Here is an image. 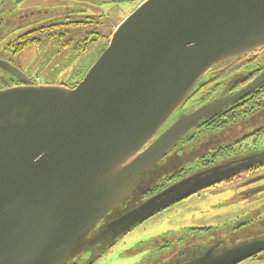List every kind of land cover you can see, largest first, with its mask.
Listing matches in <instances>:
<instances>
[{
  "label": "water",
  "instance_id": "95a60500",
  "mask_svg": "<svg viewBox=\"0 0 264 264\" xmlns=\"http://www.w3.org/2000/svg\"><path fill=\"white\" fill-rule=\"evenodd\" d=\"M262 51L264 0H147L76 87L0 90V264H94L147 220L264 164L261 151L142 200L189 133L264 83L263 72L186 110L208 75ZM189 247L157 264H242L264 253V233Z\"/></svg>",
  "mask_w": 264,
  "mask_h": 264
},
{
  "label": "flooded vegetation",
  "instance_id": "af4514ba",
  "mask_svg": "<svg viewBox=\"0 0 264 264\" xmlns=\"http://www.w3.org/2000/svg\"><path fill=\"white\" fill-rule=\"evenodd\" d=\"M145 1L147 0H142L139 3H137L136 0H0V61L6 63L9 67L13 68L12 71H14L12 72L4 67H0V90L17 86H26L28 84L60 85L67 88L76 87L84 80L89 70L104 53L107 45H109L111 41L113 35L111 38L104 37V29L111 25L110 21L106 23L105 20L112 14L120 12V6L135 5V9H137ZM89 7L92 8L91 11L87 10ZM122 21L116 24L113 34ZM86 28L91 31H84ZM7 39L10 40L4 44V41ZM96 44L97 46L94 48ZM32 49L39 50L35 67H33V69H35L34 75H32L30 66L25 67V65L22 64L23 66H21L17 63L19 62L21 64L20 58L22 55L25 54L26 51ZM248 61L256 63V67L253 69L249 81L243 86H236V89L233 91H222V94L212 101L223 99L224 97L238 92L264 72V51L249 57ZM44 68H48L49 73L42 76ZM62 73L66 74L67 78L58 82ZM263 86L264 83L249 96L234 103L232 107L234 108L243 102L252 104L255 101V94L263 92V89H261ZM196 101L198 100L195 98L189 101L185 109L194 111L211 102L201 103L199 99L200 104H198L199 102L194 103ZM255 102L260 106V109L264 108V102L260 100ZM238 108H241V106L238 105L234 111ZM242 117L245 116L242 115ZM214 125L215 123L212 124L211 122L203 128L206 127V130H208ZM221 125L223 124L218 126L221 127ZM263 138L264 125L262 130L258 133H251L247 138L243 139L233 151L231 150L232 148H229L227 152L228 155H226L227 153L224 154L225 148H221L220 152H223L224 156L219 158V160H214V164L210 162L209 164L204 163V165H198L196 171L188 169V174L183 177H187L219 164L264 151V148L258 146ZM203 161L205 160L202 159L199 162ZM207 161L210 160H206V162ZM263 167L264 164L256 166L226 182L234 181L241 178L243 175H250ZM177 181H179V179L174 180L167 186L159 188V191ZM247 185H250V183ZM239 199H256L255 192L250 191L246 194H241ZM263 222L264 219L256 223L252 219H243L228 224L225 227L235 226V228L238 227L237 229L240 230ZM193 232L194 230L186 231V237L194 235L195 233ZM239 241L240 240H238V242ZM153 244H155V241H153L149 247V249L155 253L153 256L164 255L167 252L171 254L174 249V245L167 244L162 248L153 250ZM187 248L193 250L189 246H187ZM192 248H194V246H192ZM139 249L146 251L147 246L140 247ZM148 259L149 258H147V260ZM260 260H264V253L248 261Z\"/></svg>",
  "mask_w": 264,
  "mask_h": 264
},
{
  "label": "trees",
  "instance_id": "16d2710c",
  "mask_svg": "<svg viewBox=\"0 0 264 264\" xmlns=\"http://www.w3.org/2000/svg\"><path fill=\"white\" fill-rule=\"evenodd\" d=\"M248 58L234 60L213 70L206 78L204 85L193 96L192 99L195 98L198 100L194 103H198L199 99L201 103L210 102L217 99L222 94V91L226 90L230 92L235 90L236 86L246 84L252 76L253 69L256 67V63L248 61ZM261 89H263V92L255 94V101L260 100L264 102V86ZM255 101L252 104H248V102L238 104L241 108L235 111L234 109L238 105L234 108L230 106L216 117L202 123L199 128L189 133L159 165L161 168V170L159 169L160 177L142 200L148 199L159 191V188L167 186L174 180L184 178L183 176L188 174V169L196 171L198 165H204V163L209 164L210 162L214 164V160L216 161L222 158L228 152L229 148H232L231 150L233 151L248 135L258 133L262 130L264 125V108L260 109V106ZM242 115L245 117H242ZM211 122L212 124L215 123L212 128L208 130H206V127L203 128ZM220 124L223 125L219 127L218 125ZM221 148H225L224 154L220 152ZM202 159L205 161L199 162ZM206 160L210 161L206 162ZM228 227L223 229L194 230L193 233L195 234L191 237H186V232H182L179 235L170 236L169 238H160L155 240L153 249L162 248L164 245L171 244L174 245L172 252L174 253L183 246H204L217 240L235 243L240 239H248L264 233V222L240 230L237 229L238 227L235 228V226ZM161 256H150L147 261L149 264H157L160 262Z\"/></svg>",
  "mask_w": 264,
  "mask_h": 264
},
{
  "label": "rangeland",
  "instance_id": "374dc122",
  "mask_svg": "<svg viewBox=\"0 0 264 264\" xmlns=\"http://www.w3.org/2000/svg\"><path fill=\"white\" fill-rule=\"evenodd\" d=\"M136 1L139 3L142 0ZM119 8L120 12L112 14L105 20L106 23L110 21L111 25L104 29V37L111 38L116 24L127 19L136 10L135 5L120 6ZM87 10L91 11L92 8L89 7ZM84 31L89 32L91 30L86 28ZM8 40L10 39L5 40L4 44ZM96 46L97 44L94 48ZM38 53L39 50L36 49L28 50L20 58L21 64L17 63L21 66L25 65V67L30 66L32 75H34L35 69L33 67H35ZM46 73H49L48 68H44L42 76L46 75ZM66 78L67 75L62 73L58 82ZM258 146L264 148V138ZM248 183L250 185H247ZM263 187L264 167L250 175H243L234 181L225 182L215 188L204 190L187 200L177 203L133 229L126 236L119 239L117 244L110 248L94 264H143L148 257L155 255L149 247L157 239L169 238L190 230L223 229L228 224L243 219H252L255 223L263 220L264 192L255 193L256 199L253 200L239 199L241 194H246L250 191L256 192ZM144 246H147V250L141 251L139 248ZM169 256L170 252H167L161 256L160 261H165ZM242 264H264V260L246 261Z\"/></svg>",
  "mask_w": 264,
  "mask_h": 264
}]
</instances>
